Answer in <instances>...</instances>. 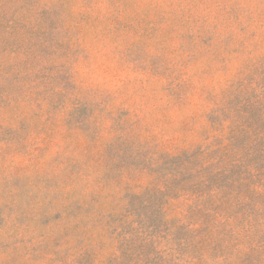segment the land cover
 Wrapping results in <instances>:
<instances>
[{
  "label": "trees",
  "instance_id": "obj_1",
  "mask_svg": "<svg viewBox=\"0 0 264 264\" xmlns=\"http://www.w3.org/2000/svg\"><path fill=\"white\" fill-rule=\"evenodd\" d=\"M128 5L0 0V176L22 183L0 264H264V78H216L238 55L264 66V17L239 1L144 17L147 43ZM98 53L114 88L75 70Z\"/></svg>",
  "mask_w": 264,
  "mask_h": 264
},
{
  "label": "rangeland",
  "instance_id": "obj_2",
  "mask_svg": "<svg viewBox=\"0 0 264 264\" xmlns=\"http://www.w3.org/2000/svg\"><path fill=\"white\" fill-rule=\"evenodd\" d=\"M64 2H67L69 7L73 11V4L75 6H78L80 4L81 0H62ZM98 3H101L102 0H96ZM128 1L129 5L124 7L122 9V18H125L126 20H130L131 18H134L135 21H131L130 23L135 26V33L132 31L128 32V40L134 41V40H141V41H147L149 43V37L146 36V29H148L147 22L143 19L144 17L152 18L158 15H166L169 16L173 11L178 12V10H183L187 12H193L195 15H202L206 14V11L204 12V9H212V6L215 3L220 4H228L233 1H239V3H248L249 5H253L257 7L258 13H260V16L264 17V0H184L181 3V7L177 8L174 7L173 9H170L167 7V3L169 0H125ZM179 3L180 1H175V4ZM100 5V4H99ZM152 5H158L162 10L160 11H154L150 8ZM135 15L138 16L135 17ZM141 21H144L143 23ZM264 31V30H263ZM149 51V48H147ZM262 52L256 51L250 55H238L233 59V62L230 64L229 68L218 72L216 75V78L219 79V81H224L229 73L237 74L238 77L241 78H254V75L257 74L261 79L264 78V66L257 65V62L261 59ZM80 60L76 66V72L78 75H81L83 81L94 85L97 83H103L108 88H114L115 86L119 85L120 81H117L118 78L114 77V74H109L105 68L110 66L114 72L122 73L119 70L118 65H116L112 60L110 59H104L102 58V54H94L92 57H94V62L91 63L87 62V55L80 54L79 55ZM104 63V66H103ZM123 75V74H122ZM126 75L134 79L136 78L139 83H143L144 81H140L142 78L141 75H136L134 73H126ZM264 81V80H262ZM131 101L135 102V105L132 106L131 109L128 110V112H133V115L139 116V118H142L144 121H147L149 125H152L153 128H156V118L157 115H153L150 112L146 113L147 106L143 103L141 98L139 96H132ZM145 107V108H144ZM127 115V109L126 107L119 109L118 116L119 118L124 117ZM163 119V118H161ZM170 124L171 131H177L180 133L179 129H177L178 119L174 118L171 121ZM156 124V125H155ZM73 170V167H72ZM2 177L4 178L3 180ZM22 183H17L16 181H13L11 178H8L7 176H0V226L4 223V216L7 215V213H10V211L13 210V205H15L14 201L10 197L9 191L13 187V185H21ZM24 187L21 188L23 190ZM19 201L21 204H25V197L23 195L19 194ZM50 222H53L51 220ZM48 221H43L45 223L46 227H49ZM53 259H57V256H55ZM1 260H4L2 258ZM0 260V261H1ZM34 260V261H33ZM19 264H31L34 262L36 264L35 258L33 257H25L24 259H20L16 261Z\"/></svg>",
  "mask_w": 264,
  "mask_h": 264
}]
</instances>
